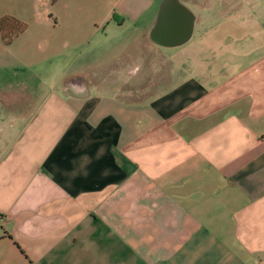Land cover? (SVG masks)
Wrapping results in <instances>:
<instances>
[{"label": "crops", "instance_id": "obj_1", "mask_svg": "<svg viewBox=\"0 0 264 264\" xmlns=\"http://www.w3.org/2000/svg\"><path fill=\"white\" fill-rule=\"evenodd\" d=\"M162 2L0 0V264H264V0Z\"/></svg>", "mask_w": 264, "mask_h": 264}, {"label": "water", "instance_id": "obj_2", "mask_svg": "<svg viewBox=\"0 0 264 264\" xmlns=\"http://www.w3.org/2000/svg\"><path fill=\"white\" fill-rule=\"evenodd\" d=\"M172 11L186 18V26L188 31H186L185 34L175 37L173 35L168 34L167 36L170 37V39H163L162 37L165 36L160 33V30L163 28L164 17L169 16ZM184 14L186 16H184ZM188 16L190 17V19H188ZM191 31V13L183 4H181L180 0H163L159 8L157 22L150 33L151 41L159 46L175 47L185 43L190 38Z\"/></svg>", "mask_w": 264, "mask_h": 264}, {"label": "trees", "instance_id": "obj_3", "mask_svg": "<svg viewBox=\"0 0 264 264\" xmlns=\"http://www.w3.org/2000/svg\"><path fill=\"white\" fill-rule=\"evenodd\" d=\"M115 17V16H114ZM116 18V17H115ZM12 22L14 27L11 30H8V23ZM25 28V25L11 17H3L0 19V33L1 37L6 44H9L12 38L22 32ZM0 217H2L0 215Z\"/></svg>", "mask_w": 264, "mask_h": 264}, {"label": "rangeland", "instance_id": "obj_4", "mask_svg": "<svg viewBox=\"0 0 264 264\" xmlns=\"http://www.w3.org/2000/svg\"><path fill=\"white\" fill-rule=\"evenodd\" d=\"M114 43H115V42H113V40L111 39L110 42L102 43V47H111V48H114V49L117 48V49H116L117 54H118V56H120V54L123 53L124 49H125L127 46H129V48L133 46V43H132V42H129L126 46H124V45H118L117 47H114ZM112 51H114V50H112ZM116 51H114V52H116ZM131 68L133 69V67H131ZM141 74H142V73H141L140 71H139V72H135V71L132 72V71H131V72H128V74H127V73H123L125 79H126V77H129L128 80H131V79H133L134 77L139 76V75H141ZM157 77H158L157 75H154L153 80L155 79V81H157V80H158ZM8 81H10L12 84H15L16 81H17V78H15V77H10V78H8ZM129 85H130V84H129Z\"/></svg>", "mask_w": 264, "mask_h": 264}, {"label": "built area", "instance_id": "obj_5", "mask_svg": "<svg viewBox=\"0 0 264 264\" xmlns=\"http://www.w3.org/2000/svg\"><path fill=\"white\" fill-rule=\"evenodd\" d=\"M2 221V217H0V222Z\"/></svg>", "mask_w": 264, "mask_h": 264}]
</instances>
